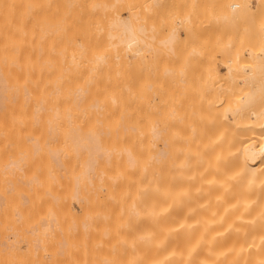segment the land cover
Instances as JSON below:
<instances>
[{
    "label": "bare ground",
    "instance_id": "1",
    "mask_svg": "<svg viewBox=\"0 0 264 264\" xmlns=\"http://www.w3.org/2000/svg\"><path fill=\"white\" fill-rule=\"evenodd\" d=\"M145 1L146 12L140 13L138 24L137 11L138 16L111 22L109 18L107 39L104 31L87 32L70 23V29L55 30L62 26L52 25L48 17L55 0H5L0 159L3 153L5 164L13 158L6 172L13 171L19 183L15 188L13 175H8L12 183L7 187L0 177V202L5 200L4 208L0 204V231L8 226L11 238L25 247L16 253L20 245L13 241V247L5 234L3 246L0 242L3 260L6 253L14 255L12 264H264V0H256L254 10L252 0L222 3L227 22L252 32H241L246 36H236L238 41L232 31L225 37L228 25L221 28L219 18L220 27L214 28L218 34L221 28L225 42H215V36L207 41L214 39L217 46L212 41V49L215 54L219 50L220 60L224 53L225 75L218 73L207 53L204 62L202 56L192 55H201L195 48L201 39H194L199 31L183 29V54L189 53L185 59L173 29L166 37L169 30H156L148 39L145 15L148 10L153 16L160 7L159 0L153 5ZM127 2L135 9L139 5V0ZM27 7L35 12L31 24L24 21L31 12ZM128 18L136 20L135 26L142 23V29L132 30ZM12 19L17 21L10 23ZM242 20L250 28L254 22L255 31H248ZM229 26L243 31L234 23ZM207 27L203 29L209 35L211 25ZM148 40L155 41L154 46ZM189 41L194 42L191 48ZM176 48L184 71L182 65V71H176L175 61L181 63L173 56L179 54ZM146 52L161 58L156 63L151 59L147 67ZM198 60L202 67L197 68L207 69H195L200 78L192 73V62Z\"/></svg>",
    "mask_w": 264,
    "mask_h": 264
},
{
    "label": "rangeland",
    "instance_id": "2",
    "mask_svg": "<svg viewBox=\"0 0 264 264\" xmlns=\"http://www.w3.org/2000/svg\"><path fill=\"white\" fill-rule=\"evenodd\" d=\"M114 1L115 0H55V3H51V11H48V17L49 18H53V20H51L50 19V22L52 23V25H53V23H54V26H55V23H57V25H58V23H59V25H62L61 27H59V26H55V30H57V28H58V30H59V28L61 29V30H64V28H67V29H70V26L68 25L69 23H70V25H72V27L71 28H81V29H85V31H87L88 32V30H94V31H97L98 30V32L101 30L102 32L105 30V31H107V29L109 28V27H111V26H109V23L112 21V20H114V19H116L117 17L119 18H127L128 16L130 17L131 16V14H133V13H135L134 15L135 16H138V14L136 15V13L137 12H139V18L137 17V22H135L136 20L134 19V22L136 23V24H138V22H140V13H142V15H143V13L145 14V12H146V10L144 9V7H145V4H143L142 3V0H139V5H138V7L135 9V6H133L134 4H131V6H130V3L129 2H127V1H129V0H118V2L116 1L115 3H114ZM136 1V0H135ZM152 1H154V0H150L149 1V4L151 5H153V3H152ZM164 1V0H163ZM166 1V0H165ZM172 1V2H171ZM180 1V0H179ZM187 0H181L180 2H177V0H167V2L165 3V2H162V0H159L158 1V3H160V5L156 2V0H155V2L157 3V6H159L160 8L158 9V7H157V9H156V11L157 10H159L158 12H156L155 11V9H154V11L153 12H156L152 17L150 16H148V12H149V14H151V11H148L147 10V14L145 15V16H143V17H145V19H146V21L148 22V23H146V29L148 28V24L150 25V28H151V30H150V28L149 29H147L148 31H146L147 32V34L149 35L148 36V39L150 38V36H152L153 34L156 36V30L157 31H162L161 32V34L162 33H164V32H166L167 30H169V31H167V33H169V34H165L164 33V37H166V35H170L171 34V29H173V31H172V33L173 34H176V32L178 33V35L176 36V40H177V38L179 39V40H177L178 41V43H179V41L181 42L182 41V46H183V39H184V43H186L185 42V34L183 33L184 31H185V33L188 31V29H189V31L191 32V29H192V32H191V34H196V33H198V31H199V35L198 34H196V37H194V39L196 38V40L198 41V38H199V40L201 39V45H199L198 46V44H197V47H195L196 49L199 47V50L198 51H201V55H200V52L199 53H195V54H192V52L190 51V48L192 47V45H194V42L193 43H191L192 41H191V39H190V43L191 44H188V42H187V46L189 45L190 46V48H189V51H190V53L192 54V55H195V57H196V55L199 57V56H202V62H204V61H206V59L208 60V58L210 59L211 58V62H212V59L213 60H215V62H213L212 64H213V66L215 67V69L218 71V73L220 74V75H225V69H226V67H225V64H224V66H223V61H225V55H224V53H223V55H222V60H220V57H218V56H220L219 54H218V51H215V52H217V54H215L214 53V50L212 49V46L213 45H215L214 44V39L213 40H211V43H210V40L209 41H207V39L208 38H210V39H212V36L214 37L215 36V42L217 41V40H221L220 42H222L223 40L220 38V34L222 35L223 33H221L222 32V30H221V28H224V29H226V26L228 25V29H226V30H228V35H227V33H225V37H227V36H229V33L232 31V33L235 35L234 37V40L236 41H238V37H236V36H246L245 34H248V32H245V28H241V25H239L240 27H238V24H235V22H227V20H225V15H224V10H223V12H222V8H223V5H222V3H224V5L226 4V1H224V0H215V3L213 2L214 0H210V1H212V2H210V4H209V0H204V3H206V2H208V5H206V4H204L203 3V0H199V2L201 3H199L198 2V10L196 11V5H197V1L198 0H193V4H191L192 2H191V0H189L190 1V3H189V1H187ZM218 1H220V3L218 2ZM147 2H148V0H147ZM146 1H145V3H147ZM151 2V3H150ZM155 2H154V4H155ZM177 2V4H175ZM229 1H227V3H228ZM162 3V4H161ZM181 3V6H179V4ZM183 3V4H182ZM187 3V4H186ZM203 3V4H202ZM211 3H214L215 5H211ZM257 2H256V0H252V2H251V6H252V8H253V10L255 9V7L257 8L258 7V5L259 4H256ZM264 3V2H263ZM12 4V3H11ZM196 4V5H195ZM143 5H144V7H143ZM146 5H148V4H146ZM178 7H177V6ZM203 5H204V7H203ZM12 6V5H11ZM14 6V5H13ZM133 6V7H132ZM161 6H163V9L161 8ZM168 6V7H167ZM193 6H195V7H193ZM211 6V7H210ZM216 6H218V7H216ZM221 6H222V8H221ZM6 7V4H5V0H0V31L1 30H3V23H4V15L6 14V12H5V10L3 11L2 9H4ZM148 7H151V6H149L148 5ZM147 7V8H148ZM153 7V6H152ZM200 7H201V9H200ZM216 7V8H215ZM225 7V6H224ZM29 7H27V9H28ZM49 8V9H50ZM146 8V9H147ZM168 8H169V10H168ZM194 8H195V11H194ZM214 8V9H213ZM150 9V8H149ZM178 9H180L181 10V12H180V10H178ZM187 9V10H186ZM29 11H31L30 9H28ZM145 10V11H144ZM160 10H161V13H164V15H163V17H164V19H162V14L160 13ZM177 10V11H176ZM193 12L192 14H191V11ZM137 11V12H136ZM163 11V12H162ZM179 11V12H178ZM200 11V12H199ZM214 11V12H213ZM22 12H23V10H22ZM22 12L20 11V12H18L17 14H22ZM28 11L26 10V12H23V13H27ZM32 12V11H31ZM30 12V14H26L27 15V17L28 18H26V19H24V21H25V23H28V22H30V20H34L35 21V19L34 18H32V17H30V15H33V13L35 14V12H32L31 13ZM41 12V11H40ZM153 12H152V14H153ZM205 12V13H204ZM115 13L117 14V15H115ZM178 13V14H177ZM206 13H207V16H206ZM208 13H209V16H208ZM210 13H212V18H211V15H210ZM222 13H223V15H224V17L222 18ZM42 14V13H41ZM41 14H39L38 15V17H37V20H40V23H41V19H39V16L41 15ZM180 14V15H179ZM188 14L190 15H192V17H191V19H189L190 18V16L188 17ZM49 15H51V16H49ZM141 15V16H142ZM166 15H168V16H172V21H171V19H166L165 17H166ZM187 15V16H186ZM194 15V16H193ZM196 15H199L200 17H198V16H196ZM218 15H220V16H218ZM36 16H37V12H36ZM168 16H167V18H168ZM170 16V17H171ZM173 16H174V18H173ZM179 16H180V18H179ZM196 16V17H195ZM218 16V17H217ZM115 17V18H114ZM187 17H188V19H187ZM109 18L111 19L110 20V22H108L109 21ZM132 18V17H131ZM133 18H135V17H133ZM156 18V19H155ZM177 18V19H176ZM179 18V19H178ZM194 18H196V19H194ZM210 18V19H209ZM219 18L221 19V28H219V34H218V31L216 30V28H214V27H216V26H218V27H220V24H219ZM129 19V18H128ZM152 19V20H151ZM160 19V20H159ZM183 19V20H182ZM192 19H194L195 21H192V22H194V23H190V24H195V26L193 27H191V25L189 24V25H186L187 24V22H189V21H191ZM206 19H207V21H208V23H207V25H208V27L207 28H209L210 27V25H211V28H209V31H210V33H209V35H208V29H203V28H205L207 25L205 24L206 23ZM217 19V20H216ZM133 20V19H132ZM141 20H144V19H141ZM166 20V22H162V21H165ZM176 20V21H175ZM182 20V21H181ZM184 20H185V22H184ZM202 20V21H201ZM212 20H213V23L215 22L216 23V21H217V23H216V25L215 24H213L212 23ZM17 21V19H12L11 21H9L10 23H14V22H16ZM28 21V22H27ZM33 21V22H34ZM129 22H130V25L132 26V24H134V22H132L130 19L128 20ZM209 21H211V22H209ZM247 21V20H246ZM21 22H23V19H22V21ZM107 22V23H106ZM132 22V23H131ZM141 22H143V21H141ZM145 22V21H144ZM143 22V24H144V26H145V23ZM171 22V23H170ZM225 22H226V25H225ZM242 22V24H244V22H245V20H244V22H243V20L241 21ZM241 22H239L240 24H241ZM248 22H249V25H250V23L252 22V21H249L248 20ZM34 23H36V22H34ZM40 23H38L37 22V24L38 25H36V27L37 28H41V26L42 25H40ZM68 23V24H67ZM169 23V24H168ZM199 23V24H198ZM212 23V24H211ZM234 23V25H235V27H238L239 29H242L243 31H240V30H238L237 29V31L236 30H233V28H232V26L230 27L229 26V24L231 25V24H233ZM236 23H238V21H236ZM247 23V22H246ZM246 23L244 24V27H246V29L247 28H250V26H248V24H247V26H246ZM29 24H31V22L29 23ZM104 26H103V25ZM183 24V25H182ZM204 24V25H203ZM210 24V25H209ZM224 24V26H222ZM254 26H253V25ZM252 26H251V28L250 29H254L253 31H255V28H256V26H255V24H254V22H252ZM67 25V26H66ZM78 25V26H77ZM106 25V26H105ZM165 25V26H164ZM179 25H181V26H179ZM184 25H186L185 27H184ZM197 25H199V27L197 26ZM201 25V26H200ZM213 25V26H212ZM237 25V26H236ZM134 26H135V24H134ZM134 26H132V30L134 29H136L137 27H138V29L137 30H139L141 27L140 26H142V23L140 24V25H138V26H135V28H133ZM143 26V27H144ZM160 26V27H159ZM163 26H164V28H163ZM173 26V27H172ZM183 26V27H182ZM159 27V28H158ZM161 27H162V29H161ZM169 27V28H168ZM177 27V28H176ZM187 27H188V29H187ZM217 27V28H218ZM242 27H243V25H242ZM186 28V30H184L183 31V29H185ZM197 28V29H196ZM198 28H199V30H198ZM217 32V33H215V31H213V29ZM52 29H54V27H52ZM86 29H88V30H86ZM110 29V28H109ZM142 29V28H141ZM175 29V30H174ZM193 29H195V31L193 30ZM236 29V28H235ZM76 30V29H75ZM111 30H112V27H111ZM114 30V29H113ZM136 30V31H137ZM153 30V31H152ZM220 30H221V32H220ZM248 31H249V29H247ZM67 31V30H66ZM93 31V32H94ZM104 31V32H105ZM145 30H143V32H144ZM150 31L152 32V34L150 33ZM155 31V32H154ZM164 31V32H163ZM174 31H176V32H174ZM207 32V34H206V32ZM211 31H212V33H211ZM68 32H70V31H68ZM71 32H73L75 35H77L78 36V34H76L77 32L76 31H74V29L73 30H71ZM92 32V31H91ZM90 32V33H91ZM101 32V33H102ZM103 32V33H104ZM204 32V33H203ZM223 32H224V30H223ZM227 32V31H226ZM240 32V33H239ZM241 32H244V33H241ZM250 32L251 31H249V34H248V36L250 35L251 36V34H250ZM81 33H82V31H81ZM200 33H201V37H200ZM216 35H215V34ZM232 33H230V35H232ZM252 33V32H251ZM73 34V35H74ZM92 34V33H91ZM94 34V33H93ZM96 34H97V32H96ZM107 33L105 32V35H106ZM254 34V33H253ZM98 35H99V33H98ZM105 35H104V37H105ZM204 35V36H203ZM158 36V35H157ZM163 36V35H162ZM211 36V37H210ZM218 36H219V38H218ZM81 37V36H80ZM99 37H102L101 36V34L99 35ZM144 37L147 39V36H145V34H144ZM160 37V36H159ZM222 37V36H221ZM106 38L108 39V36L106 35ZM144 38V40H145V42H146V39ZM230 38V37H229ZM229 38H227V40L229 39ZM232 38H233V36H232ZM106 39V40H107ZM109 39H110V37H109ZM153 39V38H152ZM157 39H161V37L160 38H157ZM204 39H205V41H204ZM239 39H240V37H239ZM75 40L78 42L79 41V37H78V39L75 37ZM176 40H174L175 42H176ZM188 40H189V36H188ZM224 40H225V38H224ZM197 41H196V43H197ZM212 41H213V45H212ZM148 42H149V40H148ZM159 42V41H158ZM199 42V43H200ZM202 42L204 43V45L202 44ZM207 42V43H206ZM223 42H225V41H223ZM147 43V42H146ZM150 43V42H149ZM149 43H148V45H149ZM154 43H155V41H153V42H151L150 43V45H152L153 44V46H154ZM160 43H161V41H160ZM177 43V44H178ZM195 43V44H196ZM174 44V43H173ZM173 44H171V46L173 45ZM176 44V45H177ZM207 44H208V46H210L208 49L206 48V46H207ZM147 45V48H148V50H149V46ZM164 45V44H163ZM162 45V46H163ZM204 47H203V46ZM181 46V44H179V47ZM201 46H202V48H201ZM215 46H217V44L215 45ZM168 47V46H167ZM214 47V46H213ZM147 48H146V46H145V49L147 50ZM151 48V47H150ZM181 48V47H180ZM193 48H194V46H193ZM195 48H194V50H195ZM215 48V47H214ZM157 49H159V47L157 48ZM163 49V48H162ZM185 49L187 50V48H186V46H185ZM210 49H212L211 50V53H210ZM217 49V48H216ZM161 50V49H160ZM160 50H159V52H160ZM168 50H169V48H168ZM176 50L178 51V53H179V50L176 48ZM175 50V51H176ZM181 50H182V56H183V58L185 59V55H188V54H186V53H184L183 54V52H185V50H184V46H183V48H181L180 49V52H181ZM197 51V50H196ZM195 51V52H196ZM156 52V51H155ZM164 52V51H163ZM172 52H173V50H172ZM147 53V52H146ZM149 54H151L152 52L151 51H149L148 52ZM147 53V54H148ZM165 53V52H164ZM204 53H207L206 54V56H205V54ZM147 54H145V56H146V60H147V63L149 62V61H151V59H153L154 57L153 56H151V55H147ZM166 54H168L167 52H166ZM170 54H171V52H170ZM181 54L179 53L178 55H176L175 54V52H174V54H173V56L175 55V56H178L177 58H175V59H181V63L180 62H176L175 61V63H176V67H177V65H178V68L176 69V71L179 69L180 70V68H181V65H182V68H183V65L185 66V68H186V65L184 64L185 62H183V58L181 57L180 58V56H181ZM213 54V55H212ZM152 55H154V53H152ZM156 55V54H155ZM160 55L162 56V54L160 53ZM165 55V54H164ZM164 55H163V57H164ZM191 55V56H192ZM203 55L205 56V57H208V58H206L205 60H204V58H203ZM166 56V55H165ZM169 56V55H168ZM215 57V59H214V57ZM156 57V56H155ZM170 57V56H169ZM188 57V56H187ZM197 57V59H199ZM213 57V58H212ZM216 57H218V58H216ZM157 58V57H156ZM156 58H154L155 60H154V62L155 61H157L158 60V58H161V57H158L157 59ZM165 58V57H164ZM192 58H193V56H192ZM189 59L191 60V57H189ZM188 59V60H189ZM200 59V60H201ZM170 60V59H169ZM193 60V59H192ZM163 61V63H164V60H162ZM166 61H167V59L165 60V63H166ZM171 61H172V58H171ZM153 62V61H152ZM173 62V61H172ZM190 62V61H189ZM207 62H210V60L209 61H207ZM204 63V65H207V67H208V65H209V63ZM156 63V62H155ZM159 63H160V60H159ZM169 63H170V61H169ZM174 63V64H175ZM192 63H195V65L194 66H192V64H191V66L194 68L193 69V71H192V69H191V71H192V73L194 74V71H195V74L197 75V76H199V78H200V75H198V72L197 71H203V69L205 70L206 68H201L202 70H200V67H199V65H201V67H202V63L201 62H199V60L198 61H194V62H192ZM214 63H215V65H214ZM152 64V63H151ZM171 64V63H170ZM180 64V65H179ZM196 64H199L198 65V67H199V69L197 68V66H196ZM149 65H150V63H148L147 64V67H149ZM154 65V64H153ZM157 65V64H156ZM161 66H162V64H160ZM160 65H157V67H159ZM166 66H167V63L165 64ZM160 66V67H161ZM164 66V65H163ZM165 66V67H166ZM180 66V67H179ZM213 66H210L209 65V67H210V69H211V67H213ZM220 66V67H219ZM151 67V66H150ZM172 67V68H171ZM170 67V69L171 70H174V66H171ZM190 67V66H189ZM155 68V67H154ZM169 68V67H168ZM182 68H181V70L180 71H182ZM191 68V67H190ZM153 69V68H152ZM151 69V70H152ZM187 69V68H186ZM195 69H197V71L195 70ZM148 70V69H147ZM207 70V69H206ZM175 71V70H174ZM183 71H184V68H183ZM209 71V70H208ZM207 71V74L209 75V72ZM220 71V72H219ZM153 72H155V71H153ZM205 72V71H204ZM223 72V73H222ZM186 73V72H185ZM189 73H191V72H189L188 71V75H189ZM191 73V74H192ZM201 73V72H200ZM187 74V73H186ZM206 73L204 74V76L205 75H207ZM207 75V76H208ZM182 76V75H181ZM183 76H185L184 74H183ZM197 76H196V79L198 80V78H197ZM187 78H190V77H188V76H186ZM195 78V77H194ZM208 78V77H207ZM192 79H193V76H192ZM205 79V78H204ZM201 80V79H200ZM7 146H11V145H7ZM12 147V146H11ZM9 149H10V147H9ZM6 150H8V147H7V149ZM7 151H5V155H7V153H6ZM11 152H12V150H11ZM10 153V152H9ZM9 155V154H8ZM7 155V156H8ZM0 156H1V154H0ZM4 156V153L2 154V157ZM12 156V155H11ZM2 157H1V159H0V171L2 172V171H4V172H0V174L2 175V176H0V177H3L4 176V180L5 181H7L6 182V184L8 183V181L10 182V178H9V180L7 179L6 180V178L8 177V175H9V177L10 176H12L13 175V181H14V183H15V188H17L16 186H18V183L19 182H16V179L14 178L16 175H15V173L13 172V171H8V172H6L7 170H9V168H11L12 166H10V164L8 163L9 161H10V163H12L11 162V160H13V158L12 157H10L9 156V158H11L7 163L9 164L8 166L5 164V162H3V161H6V158L4 157L3 158V161H2ZM8 158V159H9ZM3 163V164H2ZM5 164V165H4ZM10 166V167H9ZM6 174V175H5ZM6 177V178H5ZM17 177V176H16ZM3 179V178H2ZM0 181H1V183H3V181L0 179ZM10 183H12V182H10ZM9 186V184H7V187ZM13 186V185H12ZM12 186H11V188H12ZM1 187H3V186H1ZM10 187V186H9ZM11 188H10V191H11ZM5 189H7L6 191L8 192V190H9V188H6L5 187ZM13 189V193H14V188H12ZM1 191H3V189H1ZM16 192V191H15ZM12 193V192H11ZM4 194H5V192H4ZM3 194V195H4ZM6 194H8V193H6ZM10 194V193H9ZM14 195H15V193H14ZM6 195H4V197H5ZM16 197H17V195H16ZM2 198V196H0V199ZM12 198V196H10V200L13 202V200L11 199ZM14 198H15V196H14ZM3 199V198H2ZM5 200H3V202H4ZM2 202V201H1ZM1 202H0V204H1ZM3 202H2V206L0 205V210H1V212H0V214L2 213V208H4V205H3ZM7 202H8V200H7ZM9 203H10V201H9ZM15 203V202H14ZM77 202H74L73 203V205H74V207H75V209H76V211L78 212V214L80 213V209H79V205H77L76 204ZM8 204V203H7ZM9 206V209H10V205H8ZM2 207V208H1ZM5 207H6V205H5ZM12 208V207H11ZM13 208H14V210L16 209V207H14L13 206ZM6 209H8L7 207L4 209V210H6ZM14 210L12 209V211L14 212ZM10 212H11V210H10ZM13 212H11V213H13ZM7 213V211L5 212V214ZM8 213H9V211H8ZM14 213H17V212H14ZM13 213V214H14ZM3 214V213H2ZM1 214V215H2ZM15 216H16V214H15ZM3 217H4V215H3ZM8 217H9V215H8ZM12 217L13 218H15L13 215H12ZM6 220V219H5ZM8 221V220H7ZM16 221H17V218H16ZM15 221V222H16ZM9 222H11V220H10V217H9ZM9 222H7V224H9ZM14 222V221H13ZM3 223V225H4V221L2 222ZM16 223H18V222H16ZM16 223L14 224V225H16ZM6 224V223H5ZM6 224V225H7ZM11 224V223H10ZM0 225H1V223H0ZM5 225V226H6ZM18 225V224H17ZM16 225V226H17ZM5 226H4V228H5ZM19 226V225H18ZM17 226V227H18ZM8 227V226H7ZM7 227H6V229H5V231H0V233H3V234H0V242H1V244L2 243H5L4 241H2V239L3 240H5L7 237H10L11 238V233H7V231H8V229H7ZM10 227H12V225H10ZM15 226H13V228H14ZM2 229V228H1ZM0 229V230H1ZM3 230V229H2ZM7 230V231H6ZM10 230H11V228H10ZM18 230H19V227L16 229V231L18 232ZM10 232V231H9ZM7 236H6V235ZM12 234H15V233H12ZM3 235H4V237H3ZM8 235H10V236H8ZM17 235V234H16ZM5 236H6V238H5ZM15 236V235H14ZM10 238H8L7 239V242L8 241H10L9 239ZM16 238H17V236H16ZM11 241H12V243H13V241H16V239H15V237H12L11 238ZM18 241H20V240H18ZM7 242H6V244H7ZM1 244H0V247H2L3 246V244H2V246H1ZM14 244H15V242L13 243V247H14ZM21 244H23V245H21ZM9 245V244H8ZM8 245L7 246H5V244H4V246L9 250V248H10V245H11V242H10V245H9V248H8ZM18 245H20L19 247H20V249H18V247H15V252L16 253H20L19 251H22L23 249H24V247H25V244L24 243H22V242H18V244H17V241H16V246H18ZM2 249H3V247H2ZM7 250V251H8ZM19 250V251H18ZM12 251H14L13 249H12ZM5 251L3 250V253H4ZM9 253H11V251L9 250ZM2 253H1V251H0V255H1ZM12 254H13V252H12ZM3 255V254H2ZM2 255H1V258H2V260H3V257H2ZM5 255H7V256H5V258H4V262H3V264H12V263H10L11 261H13V256L14 255H8V254H6L5 253ZM4 256V255H3ZM17 256V258H19V256H18V254H15V257ZM10 258H12V259H10ZM10 259V260H9ZM17 262V261H16ZM16 262H15V264H16ZM2 262H0V264H1ZM13 263H14V261H13Z\"/></svg>",
    "mask_w": 264,
    "mask_h": 264
}]
</instances>
